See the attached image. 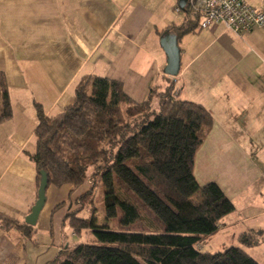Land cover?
Masks as SVG:
<instances>
[{"label":"crops","instance_id":"crops-1","mask_svg":"<svg viewBox=\"0 0 264 264\" xmlns=\"http://www.w3.org/2000/svg\"><path fill=\"white\" fill-rule=\"evenodd\" d=\"M247 1L264 11V0ZM187 6L188 0H0V70L12 104V117L0 122V264H50L69 248L66 216L58 231L52 219L61 202L46 199L38 218L51 241H41L35 226L23 227L38 199L30 155L41 118L62 115L89 76L121 81L138 102L152 88L171 87L204 106L213 124L196 153L195 177L201 185L218 183L234 202L220 222L224 231L238 232L237 240L264 231V28L237 34L223 23L200 27ZM167 32L178 37L177 76L165 73ZM220 231L213 239L224 237Z\"/></svg>","mask_w":264,"mask_h":264},{"label":"trees","instance_id":"trees-1","mask_svg":"<svg viewBox=\"0 0 264 264\" xmlns=\"http://www.w3.org/2000/svg\"><path fill=\"white\" fill-rule=\"evenodd\" d=\"M185 10L192 11L189 5ZM11 117L6 74L0 70V122ZM212 124L204 106L178 98L171 87L161 92L152 88L138 102L121 81L82 79L62 115L41 118L30 159L38 183L45 170L49 185L56 187H78L88 166L97 164L105 217L119 228L68 213L74 233L89 230L93 240L67 248L50 264H260L242 247L264 243L259 230L241 233L242 246L216 252L197 248L235 211L218 183L201 185L194 174L196 153ZM139 223L143 229H127Z\"/></svg>","mask_w":264,"mask_h":264},{"label":"rangeland","instance_id":"rangeland-1","mask_svg":"<svg viewBox=\"0 0 264 264\" xmlns=\"http://www.w3.org/2000/svg\"><path fill=\"white\" fill-rule=\"evenodd\" d=\"M154 109L158 110L159 105L154 106ZM97 166V164L88 166L83 183H81L78 187H75L72 192H70V188H72V186L63 187L66 189L57 188L55 186H49L47 188L46 196L48 202L56 200L57 203H62L52 216L56 231L63 229L65 216H67L69 212H76V215L79 217H94L99 225L107 224L113 229L119 228L117 221L109 222L105 217L104 186L102 184L100 174L97 173ZM45 221L46 220L43 219L42 215L36 225H34L38 230L36 235L39 234L41 241L44 243L51 241L52 239V236L48 232L44 231L45 227H47ZM143 228L144 226L139 223L127 229L138 230ZM66 229L69 230V239L65 241L64 247L69 246L68 250L77 243H88L93 240L92 234L89 230H84L80 235H74L69 224V220L65 222V230ZM224 229L225 227L220 225V230L222 231H220V234H224V237H219L218 234L214 237V239V234L211 236H205L197 244V248L202 251L216 252L223 251L234 245L242 246V244H240L237 240L238 232L236 233L235 230H232L231 228L227 229V231H224ZM261 232L264 233V231ZM58 241H60V239ZM58 241L54 242L55 245H61ZM242 247L255 257L260 264H264V243L250 248L244 245ZM68 250L66 249V252Z\"/></svg>","mask_w":264,"mask_h":264},{"label":"built area","instance_id":"built-area-1","mask_svg":"<svg viewBox=\"0 0 264 264\" xmlns=\"http://www.w3.org/2000/svg\"><path fill=\"white\" fill-rule=\"evenodd\" d=\"M188 5L200 19V27L223 23L237 34L255 27L264 28V11L247 0H188ZM180 11V7H177Z\"/></svg>","mask_w":264,"mask_h":264},{"label":"water","instance_id":"water-1","mask_svg":"<svg viewBox=\"0 0 264 264\" xmlns=\"http://www.w3.org/2000/svg\"><path fill=\"white\" fill-rule=\"evenodd\" d=\"M163 46L167 54L168 63L165 67V73L171 76H177L181 68V56L180 47L178 45V37L176 34L168 35L164 37ZM41 179L38 188V199L33 205L30 214L26 216L25 222L28 225H36L41 211L43 210L46 203V191L49 185L48 175L45 170L40 171Z\"/></svg>","mask_w":264,"mask_h":264}]
</instances>
